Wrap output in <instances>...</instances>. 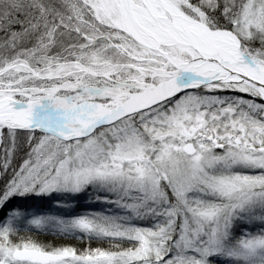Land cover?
I'll list each match as a JSON object with an SVG mask.
<instances>
[{
	"label": "snow or ice",
	"instance_id": "obj_1",
	"mask_svg": "<svg viewBox=\"0 0 264 264\" xmlns=\"http://www.w3.org/2000/svg\"><path fill=\"white\" fill-rule=\"evenodd\" d=\"M0 264H264V0H0Z\"/></svg>",
	"mask_w": 264,
	"mask_h": 264
}]
</instances>
